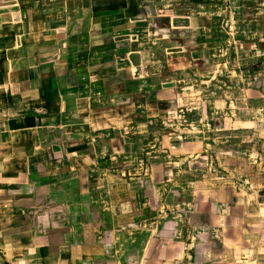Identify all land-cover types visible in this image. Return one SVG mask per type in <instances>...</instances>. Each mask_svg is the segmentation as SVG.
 <instances>
[{"label":"crops","instance_id":"1","mask_svg":"<svg viewBox=\"0 0 264 264\" xmlns=\"http://www.w3.org/2000/svg\"><path fill=\"white\" fill-rule=\"evenodd\" d=\"M0 264H264V0H0Z\"/></svg>","mask_w":264,"mask_h":264},{"label":"rangeland","instance_id":"2","mask_svg":"<svg viewBox=\"0 0 264 264\" xmlns=\"http://www.w3.org/2000/svg\"><path fill=\"white\" fill-rule=\"evenodd\" d=\"M254 74H255V72H254ZM256 74H258V73H256ZM247 82V81H246ZM249 83V82H248ZM250 92V91H249ZM250 94H251V92H250ZM194 95H196V94H194ZM193 95V96H194ZM240 95L241 96H243L244 95V97H245V95H246V91L245 90H242L241 91V93H240ZM238 96V95H237ZM247 96H248V99H249V101L250 100H252L253 98L251 97V95H249L248 93H247ZM162 97H163V95H162ZM196 96H194V97H192V98H195ZM256 99V98H255ZM257 100V99H256ZM182 122H184V121H182ZM167 127V126H166ZM230 127H231V124H230ZM170 129V128H169ZM181 132H182V134H184L183 132H188L187 130H180ZM182 134H180V135H182ZM176 136V135H175Z\"/></svg>","mask_w":264,"mask_h":264}]
</instances>
